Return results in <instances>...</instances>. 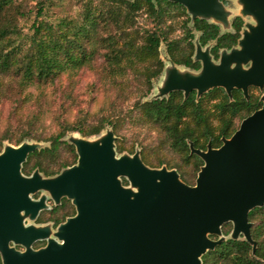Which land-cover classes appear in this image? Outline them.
I'll return each mask as SVG.
<instances>
[{
	"label": "water",
	"instance_id": "water-1",
	"mask_svg": "<svg viewBox=\"0 0 264 264\" xmlns=\"http://www.w3.org/2000/svg\"><path fill=\"white\" fill-rule=\"evenodd\" d=\"M183 4L190 20L203 18L222 26L230 9L221 0H171ZM235 15L249 16L239 29L236 45L220 47L213 60L210 46L201 49L197 41L193 60L200 61L196 72H180L169 59L160 98L171 90L183 97L214 86L230 96L232 88H259L264 83V0H236ZM234 16V15H233ZM198 40V36H197ZM204 45V44H203ZM151 99V98H149ZM261 105L242 117L238 126L221 143L189 151L203 161L193 184L185 183L174 168L151 167L138 152L116 155L111 130L96 138L69 136L75 161L53 175L37 168L21 171L28 152L40 148L24 139L0 150V260L1 264H202V253L224 239L220 225L231 221L229 238L240 233L249 242L247 213L264 203V90ZM120 176L129 184L123 185ZM45 190L54 201L70 199L74 213L50 229L24 224L47 207ZM208 234H217L210 238ZM37 239H46L32 247ZM10 242L13 244L10 245ZM14 244L24 248L18 249Z\"/></svg>",
	"mask_w": 264,
	"mask_h": 264
},
{
	"label": "trees",
	"instance_id": "trees-1",
	"mask_svg": "<svg viewBox=\"0 0 264 264\" xmlns=\"http://www.w3.org/2000/svg\"><path fill=\"white\" fill-rule=\"evenodd\" d=\"M93 8L86 6L80 23L75 28L62 29L59 25L51 26L38 20L33 25L32 33L26 45L20 43V30L16 24L14 11L19 6L14 0H0V75L13 74L18 83L51 82L63 70L78 68L89 64L99 51V45L104 48L101 55L111 71L122 73L124 68L131 67L135 62L147 61L142 72L146 83L145 95L150 88V78L157 75L162 66L158 57V45L164 43L168 56L176 63L197 68L199 63L191 59L192 43L190 28L185 26L188 17L183 19L185 31L180 37H169L159 22L169 7L178 8L184 14V8L178 2L169 0H99ZM143 9L146 14L156 19L151 28H136L134 19L136 13ZM40 10L36 11V14ZM192 28L197 30L200 44L213 40L210 53L217 57L220 47H230L239 36L242 19L238 15L231 18V31L219 32L218 25L203 18L194 17ZM114 29L110 33L108 27ZM105 35H100V31ZM100 47V46H99ZM0 79V93L3 86ZM261 105L258 94L244 97L241 90L232 88L230 96L220 86H214L195 95L192 89L183 97L181 90L175 89L160 98H136L132 107L139 113L132 119L138 122H149L158 127L164 134L169 149L180 155L179 162L166 163L174 167L180 178L188 183L180 163L192 165L193 174L202 163L200 157L189 151L188 141L193 147L205 149L206 144L215 147L221 143V136H229L235 129L234 118L243 117ZM117 116L103 115L95 120H87L80 115L69 122H61L57 130L44 136L31 126L20 127L16 132L4 130L0 133V147L4 139L17 144L23 137L48 140L49 144L28 152L21 163V171L29 174L37 168L44 175L55 173L60 167L75 161L76 153L71 143L62 138L65 131H76L80 135H90L98 132L109 123L114 133L115 149L120 151L126 147L121 142L117 129L121 123ZM131 151L130 148H128ZM64 152L65 154H62ZM143 162L153 165L143 152L140 153ZM163 160L159 159L156 165ZM125 182V180H124ZM37 218L49 219L55 225L65 216L73 214L74 208L70 201L61 198L58 204L52 205ZM43 213V212H42ZM247 219L251 222L249 232L255 241L251 245L243 238H226L212 249L201 255L202 264H264V204L249 209ZM230 223L222 224L227 232ZM1 264V260H0Z\"/></svg>",
	"mask_w": 264,
	"mask_h": 264
},
{
	"label": "rangeland",
	"instance_id": "rangeland-1",
	"mask_svg": "<svg viewBox=\"0 0 264 264\" xmlns=\"http://www.w3.org/2000/svg\"><path fill=\"white\" fill-rule=\"evenodd\" d=\"M14 1L17 6H19V11H14V15L16 16V24L20 30V43L22 45H26L28 43L30 34L33 30L32 24H35L38 20L47 25H51L52 27L59 25L62 29L75 28L81 21V17L85 12V7L89 6L93 8L96 4H98V2H100L99 0ZM221 1L226 8L230 9V14L228 16V21L230 22L233 15L239 13V4L236 0ZM181 5L184 8V14L178 8L169 7L163 14L162 20L159 24L164 28V33L169 37H180L185 31V26L190 28V32L192 34L190 38L192 43L191 59L193 60L199 32L192 28L190 12L186 10V7L183 4ZM37 10H40V13L36 14ZM185 16L188 17V20L186 21L185 26H183L182 22ZM241 19L242 23L240 29L245 20L251 21L249 16L241 17ZM155 22L156 19H152L151 15L146 14V12L141 9L135 15L134 26L140 29L151 28L152 26H155ZM217 25L219 32L232 30L230 25L222 26L221 23H218ZM108 30L110 33H113L114 31V29L110 26L108 27ZM99 31L100 35H105L104 31L101 29ZM212 44L213 40H210L204 45L201 44L200 47L203 49L205 46L208 47ZM232 45H236V42ZM99 46H97L99 51L94 55L89 64H83L78 68H67L51 82L38 83L31 81L27 84L21 85V83H18V78L13 74L0 75V79L2 81L1 84L4 90L0 93V133L6 129L16 132L20 127L31 126L36 132H40L42 135L46 136L57 130L58 125L61 122H69L80 115H84L89 121L95 120L97 117L103 115L111 117L117 116L121 119V123L117 129V134L121 136V142L126 148L120 151L116 150V155L121 153H128L131 155L136 151L140 156V153L143 152L148 160L155 163L153 165H149L144 162L151 167H159L161 165H165L167 167L166 163L179 162L180 155L169 149L164 139V134L158 127L149 122L140 123L135 121V119H132L133 117L139 116V113L132 107V103L136 98L143 100L162 94L160 89L164 85L163 80L166 73L170 71L171 66L168 59L170 57L165 50L164 43L160 41L158 45V57L162 62V66L158 74L150 78V88L143 96H141L140 93L145 90L146 83L143 79L142 72L147 64V61L135 62L133 66L124 68V71L121 74L116 73L111 71L106 65L101 55V51H103L104 48L102 45ZM213 60L216 61L217 58L213 57ZM173 63L182 73H184L185 70L188 72H196L198 71L200 65V61H198L199 65L197 68H192L174 61ZM263 89L264 86L262 87V90ZM262 90H258L256 87L252 88L251 92L252 94H261ZM241 118L238 116L234 118L233 125L235 128L238 126ZM108 130H111L114 136L113 140L115 144L117 135L114 133L109 123H104L103 127L98 132L90 135H80L76 131L67 130L62 135V138L67 142H69L67 140L69 136L78 135L88 139H96L106 134ZM22 139L30 145L35 144L45 146L49 144L48 140L35 139L33 137H23ZM3 145L15 144L7 139H4L1 143L0 150ZM128 148H130L131 151H129ZM62 154L65 153L62 152ZM159 159L163 160V162L156 165V162ZM65 166L60 167L53 174H56ZM180 166L183 170L184 176L188 179L187 184H193L199 167L193 174V171L191 170L192 165L180 163ZM119 178L123 185L129 184L126 177L120 176ZM40 194L45 195V203L47 204V207L40 209L34 219H29L27 217L24 218V224L26 225L31 223L35 226L46 224L50 229L49 236L56 238L53 234L56 230V224L54 225L51 220L46 218L43 220L37 219L40 214L42 217H45V211L54 205L53 199L45 190L43 191L39 189L35 193L31 194V196L32 198H37ZM61 198L68 199L65 196H62ZM68 200L70 201V199ZM226 222L230 223V227L227 232H224L222 224ZM248 222L251 225V222ZM222 224L220 225L221 234L224 236V239L229 238L228 236L232 228V223L231 221H225ZM208 236L213 239L219 237L217 234H208ZM238 238H243V234L240 233ZM45 241L46 239H37L32 243V247H39L43 245ZM11 244L13 243L10 242V245ZM14 246L21 250L24 248V246L20 244H14Z\"/></svg>",
	"mask_w": 264,
	"mask_h": 264
},
{
	"label": "flooded vegetation",
	"instance_id": "flooded-vegetation-1",
	"mask_svg": "<svg viewBox=\"0 0 264 264\" xmlns=\"http://www.w3.org/2000/svg\"><path fill=\"white\" fill-rule=\"evenodd\" d=\"M264 86V83L262 84V87ZM257 86H254V85H249L248 86V88H247V95H248V90H250V91H252V88H256ZM262 87L261 88H259V87H257L258 88V90H262ZM239 89V88H238ZM241 90V89H240ZM264 90V89H263ZM262 90V91H263ZM242 92V91H241ZM243 94V93H242ZM259 96H260V94H258V98H259Z\"/></svg>",
	"mask_w": 264,
	"mask_h": 264
}]
</instances>
